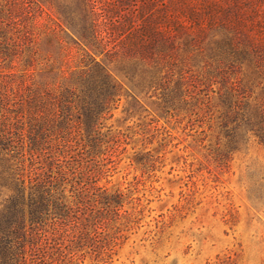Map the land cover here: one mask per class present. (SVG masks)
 Segmentation results:
<instances>
[{
  "label": "rangeland",
  "instance_id": "obj_1",
  "mask_svg": "<svg viewBox=\"0 0 264 264\" xmlns=\"http://www.w3.org/2000/svg\"><path fill=\"white\" fill-rule=\"evenodd\" d=\"M31 1L40 15L18 25L8 19L9 0H0V94L9 103L19 86L58 93L84 57L56 27L54 8ZM240 2V12L255 11L253 31L264 30V1ZM220 35L207 31L200 54L175 40L176 61L187 57L171 70L174 80L178 71L184 76L178 102L163 103L158 91L108 65L122 89L90 146L70 111L73 139L51 158L38 157L31 173L57 178L55 192L72 212L55 231L43 226L45 247L34 236L33 264H264V145L242 122L235 127L217 85L207 86L218 66L205 62ZM240 72L245 84L248 71ZM261 86H250L252 98L264 96Z\"/></svg>",
  "mask_w": 264,
  "mask_h": 264
},
{
  "label": "trees",
  "instance_id": "obj_2",
  "mask_svg": "<svg viewBox=\"0 0 264 264\" xmlns=\"http://www.w3.org/2000/svg\"><path fill=\"white\" fill-rule=\"evenodd\" d=\"M44 1L55 10L56 27L80 46L84 57L77 71H69L67 86L56 94L19 86L12 103L0 94V264H33L39 259L35 257L39 249L33 250L34 236L43 237L45 247L43 226L49 223L55 231L72 212L55 192L57 178L39 179L31 173L32 166L38 157L51 158L73 139L66 131L70 111L80 136L83 126L87 140L83 147L90 146L92 135L101 128L97 121L105 119L122 89L108 65L128 82L137 77L141 87L152 94L158 91L162 102L172 105L179 100L178 82L184 76L178 71L174 80L171 70L187 59L176 61L180 43L175 40L182 37L184 50L200 54L207 31H217L220 38L211 41L205 65L214 63L218 69L213 79L205 78L207 86L213 92L211 86L217 85L218 99L235 127L242 122L264 145V96L252 98L250 89L262 85L264 90V30L253 31L255 11L240 12V0H71L66 7ZM31 4V0H9L8 19L18 25L34 22L41 10ZM17 9L21 14L13 15ZM99 55L103 57L98 59ZM33 62L28 57L25 64L30 67ZM242 66L248 71L245 84L238 77Z\"/></svg>",
  "mask_w": 264,
  "mask_h": 264
}]
</instances>
